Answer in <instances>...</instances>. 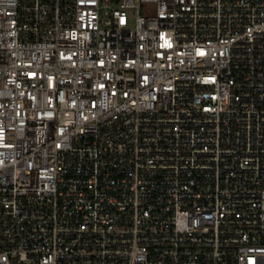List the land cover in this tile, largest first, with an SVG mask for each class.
<instances>
[{"label":"built area","instance_id":"built-area-1","mask_svg":"<svg viewBox=\"0 0 264 264\" xmlns=\"http://www.w3.org/2000/svg\"><path fill=\"white\" fill-rule=\"evenodd\" d=\"M0 264H264V0H0Z\"/></svg>","mask_w":264,"mask_h":264},{"label":"rangeland","instance_id":"rangeland-1","mask_svg":"<svg viewBox=\"0 0 264 264\" xmlns=\"http://www.w3.org/2000/svg\"><path fill=\"white\" fill-rule=\"evenodd\" d=\"M154 12V7L151 5H143L142 6V14L145 16H150ZM129 19H130V27H135L136 25V19H137V14L134 11L129 12Z\"/></svg>","mask_w":264,"mask_h":264}]
</instances>
